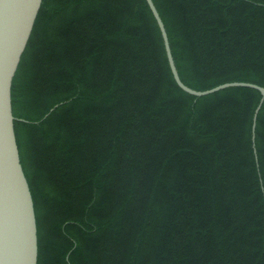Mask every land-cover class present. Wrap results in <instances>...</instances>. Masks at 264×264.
<instances>
[{
	"label": "trees",
	"instance_id": "trees-1",
	"mask_svg": "<svg viewBox=\"0 0 264 264\" xmlns=\"http://www.w3.org/2000/svg\"><path fill=\"white\" fill-rule=\"evenodd\" d=\"M153 1L187 86L264 87V0ZM261 98L180 88L147 0H43L12 85L38 264H264Z\"/></svg>",
	"mask_w": 264,
	"mask_h": 264
},
{
	"label": "water",
	"instance_id": "water-1",
	"mask_svg": "<svg viewBox=\"0 0 264 264\" xmlns=\"http://www.w3.org/2000/svg\"><path fill=\"white\" fill-rule=\"evenodd\" d=\"M147 2L162 33L168 62L180 88L198 97L235 86L261 92L262 98L254 115L255 147L256 120L264 102V87L250 82H229L199 91L187 86L178 72L160 13L153 0ZM42 4L43 0H0V264H38L35 205L17 144L12 85Z\"/></svg>",
	"mask_w": 264,
	"mask_h": 264
}]
</instances>
